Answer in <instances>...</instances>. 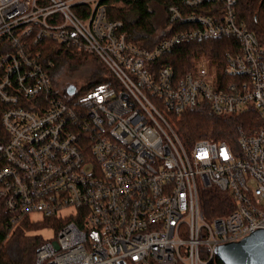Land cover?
<instances>
[{"label": "built area", "instance_id": "1", "mask_svg": "<svg viewBox=\"0 0 264 264\" xmlns=\"http://www.w3.org/2000/svg\"><path fill=\"white\" fill-rule=\"evenodd\" d=\"M236 5H170L180 28L148 49L127 40L105 0H0L9 135L0 205L14 224L32 212L68 211L32 264H210L218 246L264 228V46ZM223 36L240 40V50L227 53L221 71L202 58L184 74L160 61L183 42ZM43 39L96 54L111 75L65 99L54 62L37 48ZM202 103L219 115L253 108L260 124L251 132L240 126L237 145L198 139L189 148L176 121ZM213 186L234 206L208 221L201 196Z\"/></svg>", "mask_w": 264, "mask_h": 264}, {"label": "trees", "instance_id": "2", "mask_svg": "<svg viewBox=\"0 0 264 264\" xmlns=\"http://www.w3.org/2000/svg\"><path fill=\"white\" fill-rule=\"evenodd\" d=\"M182 1L105 0V3H107L109 19L123 20L122 30L127 33V40L135 45L150 49L154 48L164 37L170 36L180 28V23L173 25L170 22L168 7ZM236 9L238 19L243 21L248 29L254 31L264 46V0H237ZM160 10L163 15L159 14ZM191 10L200 9L192 8ZM7 48V43L0 39V56L7 51ZM37 48L42 50L44 61L52 60L54 62L52 69L60 64H65L66 58L70 61L80 62L96 55L78 53L72 49L64 48L53 39L39 41ZM239 50L240 40L236 37L207 38L183 42L162 56L160 61L173 64L179 74H184L194 70L196 59L203 58L210 68L221 71L227 59V53H236ZM97 58L100 60L98 56ZM104 68L107 70L106 72H110L105 65ZM107 79L108 77L99 76L98 79L95 78L81 87L79 92H85ZM5 109L6 105L0 100V167L5 164L2 147L9 139L2 121ZM181 114V117L176 121L178 131L187 141L193 143L198 139H208L227 141L232 145H237L240 126L251 132L260 124L257 112L253 108L245 109L238 114L219 115L212 110L210 104L202 103L193 109L184 110ZM233 206L232 197L215 186L205 190L202 195L203 212L208 218L227 214L228 209ZM45 217L48 221L57 219L54 216ZM63 224L59 223L57 229L59 230ZM37 227L38 224L28 216L21 218L16 224L12 223L9 212L1 204L0 264H31L38 246L43 243L41 236L30 233ZM210 264L224 263L219 257H216V260Z\"/></svg>", "mask_w": 264, "mask_h": 264}, {"label": "rangeland", "instance_id": "3", "mask_svg": "<svg viewBox=\"0 0 264 264\" xmlns=\"http://www.w3.org/2000/svg\"><path fill=\"white\" fill-rule=\"evenodd\" d=\"M160 13L163 15L161 10L159 11V14ZM65 62V64H60L51 70L55 89L65 99L69 98V93L67 90L68 86L73 85L77 89H81V87L87 85L89 81L95 78L98 79L99 76L109 77L111 75L110 72H106L107 70H105L104 64L97 58L96 55L80 62L70 61L66 58ZM201 63L207 65L208 67L205 59L202 58ZM209 70L211 69L209 68ZM209 80H213V78L209 77ZM183 139L189 148L193 147V142L187 141L184 136ZM67 212V210L61 211L62 215L58 214L57 217L54 216L57 219H52L50 221H48L45 216L43 217L41 213L32 212L30 214V218L38 224V227L30 231V233L41 236L43 239L42 242H45L49 239H55L58 234V224H63L67 220L65 217ZM211 219L213 218L207 217L208 221H211Z\"/></svg>", "mask_w": 264, "mask_h": 264}, {"label": "water", "instance_id": "4", "mask_svg": "<svg viewBox=\"0 0 264 264\" xmlns=\"http://www.w3.org/2000/svg\"><path fill=\"white\" fill-rule=\"evenodd\" d=\"M67 90L69 94H74L76 87L70 85ZM54 244L57 246L56 242ZM216 254L224 264H264V228L257 229L240 241L218 246Z\"/></svg>", "mask_w": 264, "mask_h": 264}]
</instances>
